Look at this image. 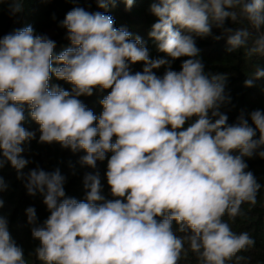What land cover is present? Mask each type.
Returning <instances> with one entry per match:
<instances>
[{"label":"clouds","instance_id":"9594fccd","mask_svg":"<svg viewBox=\"0 0 264 264\" xmlns=\"http://www.w3.org/2000/svg\"><path fill=\"white\" fill-rule=\"evenodd\" d=\"M124 2L131 9L134 0ZM96 3L106 9L115 0ZM21 4L11 0V12ZM150 11L157 20L148 36L164 57L152 58L142 38L117 28L111 15L79 6L60 21L71 46L55 57L56 68V42L31 26L0 37V168L10 163L21 178L29 163L22 145L35 134L23 126L25 106L39 125V142L83 151L82 167L96 169L111 153L106 178L113 199L101 194L98 172L84 175L83 200L66 195L59 169L28 172V195L41 194L50 213L40 223L35 207L26 209L38 241L29 256L41 264H180L185 243L198 264H228L255 244L224 217L234 220L243 204L257 203L262 186L244 158H264V112L249 113L251 124L243 111L228 123L221 111L230 102L227 76L205 72L196 39L226 36L229 52L264 56V0H152ZM138 62L143 70L133 73ZM161 67L157 76L153 70ZM53 74L71 91L50 87ZM260 78L264 70L257 68L244 84ZM96 88L110 89L99 116L79 99ZM6 188L0 177V192ZM8 223L0 216V264H30Z\"/></svg>","mask_w":264,"mask_h":264},{"label":"trees","instance_id":"16d2710c","mask_svg":"<svg viewBox=\"0 0 264 264\" xmlns=\"http://www.w3.org/2000/svg\"><path fill=\"white\" fill-rule=\"evenodd\" d=\"M11 0H0V37L11 32L16 24L20 12L13 14L10 10ZM152 0H134L131 9L126 8L124 0H115V4H109L104 8L97 6L96 0H22L23 17L17 24L15 30L31 26L36 34H45L56 42L53 51L52 66L58 67L55 57L61 54L66 48L70 47V41L66 38V30L59 26L68 11L73 7H82L89 12H104L111 15L115 20V26L125 27L132 33V38L136 36L142 38L146 47L149 49L152 58L164 57L163 53L156 50V45L149 38L148 32L151 25L156 22L157 18L151 13L150 5ZM226 27H247L246 24H233L226 21ZM14 30V31H15ZM221 35V30L213 28V36ZM227 37L220 40H214L212 36L207 38H197L196 45L200 50V58L205 65V72L226 74L225 94L230 97V102L221 107V111L228 115V123H235L237 117L243 111L246 118L254 110L264 112V78L255 80L254 86L246 87L244 82L250 78L257 68L264 70V56L254 55L247 56L245 49L241 48L229 52L226 43ZM252 40L249 39L248 46H251ZM187 57H182L172 63L173 70L179 71L180 65ZM143 63L138 62L131 65L133 73L143 70ZM157 76H162L165 67L153 70ZM52 85H59L65 90L71 91V85L63 80H58L52 75L49 81ZM110 89L102 90L96 88L91 96H81L79 99L86 107L100 115L103 108L100 101L108 95ZM26 119L23 126L26 130L34 132L35 136L22 145L24 151L23 158L29 163L22 170L21 178L10 163H6L0 168V177L7 185L6 190L0 192V199L3 200V206L0 207V216L8 219V228L11 237L24 250L25 257L30 264H41L35 259V256H29L38 241L31 236V226L27 223L26 209L30 206L35 207L38 222L42 223L50 215L46 206L43 204V196L37 193L36 196H30L27 193L26 177L32 169H43L46 172H53L57 169L66 177L64 185L66 195L75 197L77 200L85 198V189L83 187V178L86 173H99L101 181V194L106 199H113L110 187L107 184V158L111 153L106 154L104 161H98L96 169L87 166H81L79 159L85 155L83 151L72 152L70 149L63 148L59 143H41L39 142V125L31 120L28 115L27 106H25ZM194 119V118H193ZM192 121H188L191 123ZM254 126V125H253ZM187 127V124L185 125ZM259 133H257V138ZM115 137L113 138V141ZM234 154H239L238 152ZM248 165L246 171H251L256 177L257 182L262 186L258 195L256 205L245 203L241 206L242 215L234 220L225 215L224 220L230 224L234 232H248L254 239L255 244L241 252L237 256L243 259L237 261L234 257L228 264H264V158L253 155L251 158L245 157ZM174 223L173 228L176 230ZM178 235H183L177 232ZM187 255L182 254L180 264H198L197 254L189 250L185 243Z\"/></svg>","mask_w":264,"mask_h":264},{"label":"water","instance_id":"95a60500","mask_svg":"<svg viewBox=\"0 0 264 264\" xmlns=\"http://www.w3.org/2000/svg\"><path fill=\"white\" fill-rule=\"evenodd\" d=\"M23 14H24V12H23V9H22V6H21V13H20V16H19V18H18L16 24L13 26L11 32H13V31L15 30L17 24H19V22L22 20ZM11 32H10V33H11Z\"/></svg>","mask_w":264,"mask_h":264}]
</instances>
